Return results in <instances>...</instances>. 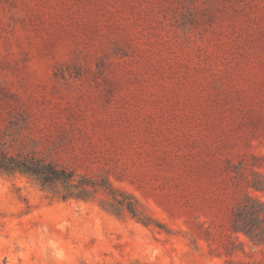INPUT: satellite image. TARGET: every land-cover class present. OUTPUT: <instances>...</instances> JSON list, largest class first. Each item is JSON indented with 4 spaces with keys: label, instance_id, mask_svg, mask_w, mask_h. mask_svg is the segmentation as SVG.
Wrapping results in <instances>:
<instances>
[{
    "label": "rangeland",
    "instance_id": "obj_1",
    "mask_svg": "<svg viewBox=\"0 0 264 264\" xmlns=\"http://www.w3.org/2000/svg\"><path fill=\"white\" fill-rule=\"evenodd\" d=\"M0 152L71 176L0 174V264H264V0H0Z\"/></svg>",
    "mask_w": 264,
    "mask_h": 264
},
{
    "label": "trees",
    "instance_id": "obj_2",
    "mask_svg": "<svg viewBox=\"0 0 264 264\" xmlns=\"http://www.w3.org/2000/svg\"><path fill=\"white\" fill-rule=\"evenodd\" d=\"M15 173L27 175L36 180L41 186L50 188L54 186L58 181H67L71 177L64 170H57L50 164H44L33 159L20 160L11 155H8L7 153L0 152V174L12 175ZM258 206H260V209L262 208L264 210L263 204H258ZM128 209L130 213H133L130 208ZM240 214L248 215V217L254 219L252 220L254 222L256 220V222L262 221V223H264V217H261V210L251 208V205L248 201H246L245 204L238 206L235 215L238 217V215ZM244 233L249 237L251 241L264 239L263 237L260 238V236L254 234L252 228H247Z\"/></svg>",
    "mask_w": 264,
    "mask_h": 264
}]
</instances>
